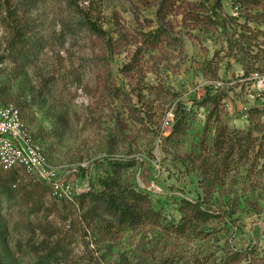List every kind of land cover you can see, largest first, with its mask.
<instances>
[{
    "label": "rangeland",
    "instance_id": "374dc122",
    "mask_svg": "<svg viewBox=\"0 0 264 264\" xmlns=\"http://www.w3.org/2000/svg\"><path fill=\"white\" fill-rule=\"evenodd\" d=\"M0 99L58 186L7 175L17 197L0 193V264L56 251L51 264H264L260 165L212 171L219 128L248 131L249 111L264 110V0H0ZM254 124L263 134L264 116ZM208 172L220 176L207 198ZM113 178L159 219L118 226L81 198ZM187 201L216 218L187 223Z\"/></svg>",
    "mask_w": 264,
    "mask_h": 264
},
{
    "label": "trees",
    "instance_id": "16d2710c",
    "mask_svg": "<svg viewBox=\"0 0 264 264\" xmlns=\"http://www.w3.org/2000/svg\"><path fill=\"white\" fill-rule=\"evenodd\" d=\"M68 1L72 2L73 0ZM166 10H168V5L162 3L158 9L159 18L165 17L164 13ZM86 25L90 31L98 35L105 34L104 30L100 28L96 22L90 19H87ZM146 35L149 37V45L156 48L161 40L162 29L150 32ZM218 99L219 98H217V100L209 101V103H218ZM249 115L251 127L248 131L239 132L230 130V128L225 125L219 128V146L224 150L221 159L223 168H221V166H214L212 167V171L214 174L218 169H222V171H230V169L234 168L241 162H250L251 166L253 164H255V166L260 165V168L255 172V174L260 177L255 180L251 187L253 190H261L264 189V182L259 181L260 179H264V132L261 134L259 131L256 135H254L253 132L255 129L254 127H256L254 119L259 115L264 116V110L253 108L249 111ZM131 165L132 164L128 162L116 163L118 169L126 168ZM213 173L208 172L207 174L209 175L202 179L201 187L207 198L211 197L214 192V190L211 191L213 185L216 186L214 179L220 176L219 174L214 175ZM11 174L12 173L3 174L5 177L0 178V193L8 199H15L17 197V192L14 190L10 182L11 177L7 176ZM102 185V191L89 192L82 195L81 198L83 200H88V202L92 204L93 210H99L102 214L113 219L116 225L135 226L151 217H157V219H159L160 215L151 207L149 197L146 194L139 192L130 186L124 185L116 178L107 179L103 181ZM186 204V209L189 213L187 223L209 222L216 218L213 213L202 208V204H196L190 201H187ZM255 205L257 204L255 203ZM0 235H2L1 231ZM60 255H63L62 251L50 252L47 260H40L37 264H51V261L60 259ZM240 255L241 254L236 253L230 257L231 262L241 261L242 258Z\"/></svg>",
    "mask_w": 264,
    "mask_h": 264
},
{
    "label": "built area",
    "instance_id": "2783aa9c",
    "mask_svg": "<svg viewBox=\"0 0 264 264\" xmlns=\"http://www.w3.org/2000/svg\"><path fill=\"white\" fill-rule=\"evenodd\" d=\"M14 173L33 182H52L48 157L21 117L20 111L0 99V176Z\"/></svg>",
    "mask_w": 264,
    "mask_h": 264
}]
</instances>
